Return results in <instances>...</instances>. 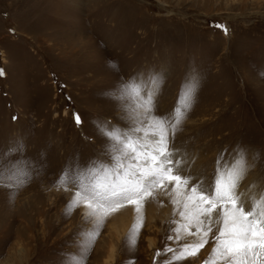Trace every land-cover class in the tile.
Instances as JSON below:
<instances>
[{
    "label": "rangeland",
    "instance_id": "rangeland-1",
    "mask_svg": "<svg viewBox=\"0 0 264 264\" xmlns=\"http://www.w3.org/2000/svg\"><path fill=\"white\" fill-rule=\"evenodd\" d=\"M0 72V264H65L80 251V234L94 225L83 206L66 212L78 189L57 182L69 165L109 160L96 124L130 128L132 101L119 87L133 78L143 91L161 77L156 118L198 81L168 145L190 186L211 187L218 158L224 168L239 148L245 208L264 192V0H0ZM181 210L163 192L149 198L134 247V206L106 217L86 264H168L167 248L195 239H175ZM214 233L173 264H205Z\"/></svg>",
    "mask_w": 264,
    "mask_h": 264
},
{
    "label": "snow or ice",
    "instance_id": "snow-or-ice-1",
    "mask_svg": "<svg viewBox=\"0 0 264 264\" xmlns=\"http://www.w3.org/2000/svg\"><path fill=\"white\" fill-rule=\"evenodd\" d=\"M160 83L161 77L153 74L149 87L143 91L138 78L121 85L120 94L126 102L132 101V108L125 109L130 128L123 130L114 126L109 129L107 125L96 124L98 132L107 140L105 154L109 160H95L87 167L69 165L62 172L57 183H71L78 189L66 212L70 214L83 206L85 219L94 225L80 234V251L65 254V264H86L104 219L128 205L134 206L136 217L126 242L134 247L143 227L144 205L161 192L170 195L174 205H182L178 213L181 222L174 221L177 224L175 239L195 237L192 243L179 250L167 248L166 252L173 253L168 264L196 256L208 244L214 227V246L205 264H217L219 260H227L228 264H252L264 254V192L253 196L252 206L246 209L236 191L247 171L244 151L238 148L233 162L224 168L220 167L218 158L211 187H206L202 181L190 186L192 178L181 174L183 158H176L175 151L168 145L170 135L178 130L191 107L198 81L196 78L186 81L173 112L167 117L156 118L151 112ZM76 122L80 123L79 117ZM257 249L261 250L259 254Z\"/></svg>",
    "mask_w": 264,
    "mask_h": 264
},
{
    "label": "bare ground",
    "instance_id": "bare-ground-1",
    "mask_svg": "<svg viewBox=\"0 0 264 264\" xmlns=\"http://www.w3.org/2000/svg\"><path fill=\"white\" fill-rule=\"evenodd\" d=\"M120 226H121V225H120ZM125 226H126V225H125ZM124 228H125V227H124ZM124 228H123V229H124Z\"/></svg>",
    "mask_w": 264,
    "mask_h": 264
}]
</instances>
